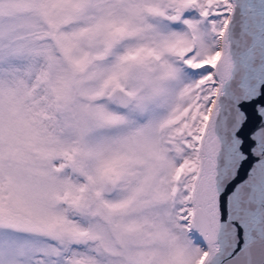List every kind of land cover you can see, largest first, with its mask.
Returning <instances> with one entry per match:
<instances>
[{"label": "snow or ice", "instance_id": "1", "mask_svg": "<svg viewBox=\"0 0 264 264\" xmlns=\"http://www.w3.org/2000/svg\"><path fill=\"white\" fill-rule=\"evenodd\" d=\"M0 264H264V0H0Z\"/></svg>", "mask_w": 264, "mask_h": 264}]
</instances>
